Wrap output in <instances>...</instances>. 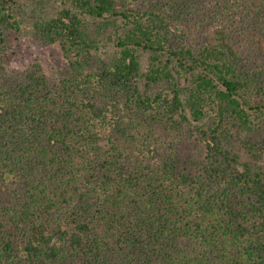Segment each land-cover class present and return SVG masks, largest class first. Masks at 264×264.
Wrapping results in <instances>:
<instances>
[{
  "label": "trees",
  "instance_id": "16d2710c",
  "mask_svg": "<svg viewBox=\"0 0 264 264\" xmlns=\"http://www.w3.org/2000/svg\"><path fill=\"white\" fill-rule=\"evenodd\" d=\"M53 3L58 84L0 36V264H264V0Z\"/></svg>",
  "mask_w": 264,
  "mask_h": 264
},
{
  "label": "rangeland",
  "instance_id": "374dc122",
  "mask_svg": "<svg viewBox=\"0 0 264 264\" xmlns=\"http://www.w3.org/2000/svg\"><path fill=\"white\" fill-rule=\"evenodd\" d=\"M15 11L21 21V32L0 31V36L4 38L5 53L9 58L10 69L21 72L27 68H34L45 77L49 86L58 84L67 73L66 62L60 47L57 43H44L33 29L35 23L52 17L55 12V3L53 0H48L40 5L37 0H20ZM145 67L146 63L143 61L142 71H145ZM261 135H264V132ZM259 136L260 134L255 138L258 139ZM154 138L164 143L172 139L171 134L161 124L154 127ZM175 146L178 169L189 176L199 174L203 167L202 148L184 140L176 141Z\"/></svg>",
  "mask_w": 264,
  "mask_h": 264
}]
</instances>
